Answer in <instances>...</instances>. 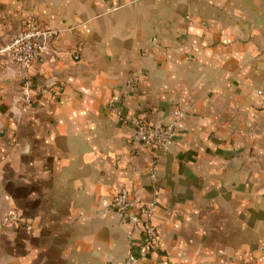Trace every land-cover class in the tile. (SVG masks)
Returning <instances> with one entry per match:
<instances>
[{
    "label": "crops",
    "instance_id": "1",
    "mask_svg": "<svg viewBox=\"0 0 264 264\" xmlns=\"http://www.w3.org/2000/svg\"><path fill=\"white\" fill-rule=\"evenodd\" d=\"M29 21L57 34L30 103L0 57V223L23 220L0 264H264V0H0V47ZM178 111L167 152L136 139ZM122 189L157 199L159 250L113 208Z\"/></svg>",
    "mask_w": 264,
    "mask_h": 264
},
{
    "label": "built area",
    "instance_id": "2",
    "mask_svg": "<svg viewBox=\"0 0 264 264\" xmlns=\"http://www.w3.org/2000/svg\"><path fill=\"white\" fill-rule=\"evenodd\" d=\"M56 34L57 31L42 30L34 21H29L19 36L0 47V57L6 56L10 62L17 66L22 76L25 85L23 90L24 99L27 103L32 101L31 89L33 87V83L28 76V70L40 58L44 49L40 40L44 36ZM75 59L78 60L79 57L76 56ZM176 116L177 119L168 125L149 123L140 119L132 121L136 131V139L145 145L155 147L160 152H167L174 144L176 128L179 119L182 117V113L178 111ZM157 156L154 155V161L149 169V177L155 184V190L157 187L155 158ZM156 205L157 199L155 197L145 205H135L127 189H122L112 200V206L120 214L123 222L132 225L141 232L143 240L142 250L145 254L157 251L160 248V237L154 223ZM21 226H23V220L17 212L9 213L0 223V228H19ZM26 228L27 230H31L30 226Z\"/></svg>",
    "mask_w": 264,
    "mask_h": 264
},
{
    "label": "rangeland",
    "instance_id": "3",
    "mask_svg": "<svg viewBox=\"0 0 264 264\" xmlns=\"http://www.w3.org/2000/svg\"><path fill=\"white\" fill-rule=\"evenodd\" d=\"M157 158H158V156L155 158V159H156V160H155V168L157 167V166H156V165H157V163H156ZM153 161H154V157L151 159L150 166H151V164L153 163ZM149 168H150V167H149ZM156 173H157V168H156ZM157 181H158V177H157Z\"/></svg>",
    "mask_w": 264,
    "mask_h": 264
}]
</instances>
